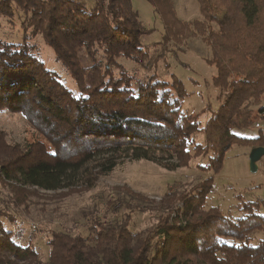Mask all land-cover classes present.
I'll return each instance as SVG.
<instances>
[{"label":"trees","instance_id":"1","mask_svg":"<svg viewBox=\"0 0 264 264\" xmlns=\"http://www.w3.org/2000/svg\"><path fill=\"white\" fill-rule=\"evenodd\" d=\"M144 1L163 27L160 41L150 46L140 39L152 30L142 26L131 0H94L91 6L84 0H0V16H23L21 42L0 39V110L21 114L33 132L32 140L20 144L0 130V180L19 190L13 193L17 204L26 203L29 189H73L81 179L79 187H93L119 163L113 157L90 165L103 155L129 151L131 160L168 171L205 156L207 164L198 168L218 174L231 146H264L261 135L242 134L257 115L264 118V0H197L202 20L191 24L178 19L172 0ZM192 28L210 44L211 84L223 92L204 125V109H183L191 93L176 75L165 81L152 72L136 80L118 62L147 70L162 61L168 70L169 46L181 43ZM38 36L76 92L36 56L31 40ZM259 100L255 115L248 105ZM198 134L203 142L196 141ZM213 183L208 176L159 201L130 193L150 204L148 229L132 233L131 214L140 208L118 202L127 213L117 222L91 217L84 238L53 232L47 262L33 247L18 244L0 222V264H264V243L249 240L264 231V213L258 212L260 206L264 212V202L240 203L244 215L225 216L217 206L206 208Z\"/></svg>","mask_w":264,"mask_h":264},{"label":"rangeland","instance_id":"2","mask_svg":"<svg viewBox=\"0 0 264 264\" xmlns=\"http://www.w3.org/2000/svg\"><path fill=\"white\" fill-rule=\"evenodd\" d=\"M84 1L88 6L94 2ZM131 4L142 26L152 30L149 35L141 37V44L150 46L160 41L163 27L150 5L144 0H131ZM172 5L179 20L190 24L194 20H202L197 0H172ZM22 20L20 12H15L12 19L0 16V39L6 42H21ZM210 26L214 30L217 29L214 24ZM31 43L36 46L35 54L46 67L58 74L63 85L76 92L68 72L41 37L31 40ZM158 50L153 51L154 57L159 54ZM211 55L210 44L192 28L191 33L181 43L169 46L166 53L168 70L162 61H158L147 70L125 59H119L118 62L136 80L152 72L165 81L169 80L170 74L176 75L183 82L186 91L191 93L185 99L183 109L189 113H198L204 109L199 116L201 124L204 125L211 111L216 110L221 104L220 95L223 94L211 84L215 74V68L208 65ZM262 104V100L253 102L248 105V109L257 115V109ZM256 122L260 124L259 129L252 125L242 134L251 138L259 134L264 145V118L259 114L254 123ZM0 130L4 131L7 140L12 142L23 144L33 139L32 129L21 114L0 110ZM195 137L197 142L204 140L203 134ZM259 147L231 146L225 154L218 174L204 172L198 168L207 164L205 156L192 159L187 168L168 171L149 161L131 160L126 157L129 151H122L114 156L103 155L96 157L90 165L95 167L98 162L115 160L114 158H117L119 163L110 173L100 176L93 187L89 189L79 187L84 184V180L81 179L75 182L76 187L73 189L65 188L58 191L29 189L30 196L22 205L17 204L13 198V193L19 190L14 191L7 182L0 180V212H3L0 222L7 231L14 234V240L18 244L33 247L40 259L47 262L50 250L47 240L53 232L84 238L87 236L91 217L117 222L127 213L124 207L117 208L118 202H126L134 209L140 208L131 214L129 226L132 233H137L152 225L153 216L148 209L150 204L141 203L130 193L144 197L145 201H159L167 192L188 190L208 176L214 177V183L208 195L206 208L217 206L223 215L238 218L244 215L239 210L240 203L264 202V146L261 147V151L257 149ZM258 212L264 213L262 206ZM249 240L252 245L264 243V231L251 233Z\"/></svg>","mask_w":264,"mask_h":264},{"label":"built area","instance_id":"3","mask_svg":"<svg viewBox=\"0 0 264 264\" xmlns=\"http://www.w3.org/2000/svg\"><path fill=\"white\" fill-rule=\"evenodd\" d=\"M262 115H263V114H262ZM262 115H261V118L263 117ZM254 127H255V128H260V124H259V122L254 123Z\"/></svg>","mask_w":264,"mask_h":264},{"label":"water","instance_id":"4","mask_svg":"<svg viewBox=\"0 0 264 264\" xmlns=\"http://www.w3.org/2000/svg\"><path fill=\"white\" fill-rule=\"evenodd\" d=\"M257 149H259V151H261V150H262V148H261V147H259V148H257Z\"/></svg>","mask_w":264,"mask_h":264}]
</instances>
